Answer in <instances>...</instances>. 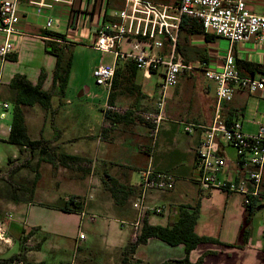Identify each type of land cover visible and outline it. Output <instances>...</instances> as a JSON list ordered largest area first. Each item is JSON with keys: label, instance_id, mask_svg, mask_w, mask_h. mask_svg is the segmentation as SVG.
<instances>
[{"label": "crops", "instance_id": "crops-1", "mask_svg": "<svg viewBox=\"0 0 264 264\" xmlns=\"http://www.w3.org/2000/svg\"><path fill=\"white\" fill-rule=\"evenodd\" d=\"M30 1L18 0V22L16 27L20 35H16L14 38L16 49L4 58L0 57V104L3 102L9 104V109L6 112L12 111L15 89L10 84L15 75H24L32 85L41 82L42 89L48 90L53 86V71L56 65V57L48 51L49 46L51 45L54 49L62 53L63 59L66 60L69 58L72 68L74 59L72 51L79 47H88L96 50L93 47V41L97 28L103 19L104 21L108 20L113 10L121 6L118 0H66L52 2L51 7H44L37 11V7L31 4ZM73 12H75V17L71 22L70 17ZM103 12H105V15L102 18ZM49 17L53 18V22L47 27L46 21ZM4 39L5 34L0 30V44ZM177 44L176 59L183 62H197L202 60L208 62L211 68H219L230 52L243 75H255L261 70L260 64L264 53V45L253 39L242 43L231 44L226 39L214 34L211 40H205L202 33L189 35L180 32L178 33ZM122 45H127V42L124 41ZM99 64L102 63L95 64L93 68ZM120 70H129V68L121 64ZM155 73H158L159 77L154 82H151L152 76ZM139 75L140 80L137 79ZM160 80V71L147 73L142 69L132 68L131 66V91L118 89V93L114 92V99L112 101L123 107L125 118L119 122L103 124L104 127L107 126V129L104 131L109 133L106 137L107 139L101 141L99 137L97 138L99 142L104 143L103 151L106 156L102 160L103 166H123V168L128 169L129 172L124 177L125 180L122 183L127 181L131 185L136 186L140 172L147 167L158 171L170 172L175 177L176 181L173 189L151 190L147 193L146 205L149 209L146 214H148V222L151 224L168 225L173 223L178 218V214L181 213L182 207H189L191 210L192 208H196L198 214H204L207 207H214V198L215 200L224 198L222 207L218 210V206H215L216 209L211 214H240L235 218L231 226V239H227L221 235L222 231L229 229L228 225L230 226V222L228 220L226 223H223L219 234L214 235L213 233H206L199 229L198 217L194 227L195 232L200 235L218 237L221 241L227 243L239 242L241 238V225L247 214V208L242 203V196L238 193H225L217 189L201 191L195 182H189L191 180L194 150L198 143L202 127L212 121L216 99L214 98L213 106L209 107L212 111L211 117L208 115H194L191 119L186 118L184 121H181L184 122L183 126L188 123L195 125L193 132L189 133V136L183 142H179L175 136V132L172 131L173 126L171 124L176 123L177 118L171 115L168 116L165 107L163 119L158 127L156 137L153 140L150 137L149 125L140 121L145 125V128L140 126L137 112L151 111L154 109L157 98V87ZM88 90L85 92H88ZM200 90L207 95L213 90L214 95V83L211 82L210 85L204 82ZM116 95L125 96L126 98L121 100ZM249 96L251 99L248 98ZM202 107L204 108V106ZM223 107V115L226 119L230 120L231 118L235 119L237 117L241 119L243 131H245L244 123L257 127V124L264 120V101L257 94L235 92L229 102L223 103ZM100 111L104 119L103 111L101 109ZM2 112L4 111H0V113ZM23 114L28 133V127L30 125L28 124L24 108ZM246 116H249V118L245 119ZM4 118H6V115ZM9 129L10 127L6 130L4 126L0 125V137L6 139ZM77 152L75 150L70 152V154H76ZM109 153L114 154L116 157L110 159L107 157ZM232 158H234V154ZM134 170H138L139 172L136 182L130 181ZM260 193L262 196L254 200L256 208L253 217L264 208V168ZM79 194L81 193L79 192ZM134 197H131V202ZM94 199L92 197L89 200L85 199L82 212L86 214H105L107 218V214H109V216H113L112 218L116 216L120 221H130L131 215L136 213L132 206H127L124 211L113 210L111 204H108L109 206L106 207L103 206L99 199L98 201H94ZM15 206L17 207L15 211L16 219L13 221L21 228V234H24L22 233L23 231H28V226H39V231L41 232L48 230L45 227L46 225L41 222V215L58 214V212L46 208L42 201L35 199L29 203H18ZM157 206H163L162 212H154L153 208ZM77 214L79 215V223L76 231L71 234V243L75 245L78 230H82L86 234V239L77 245L81 249L82 244L87 242L88 239V232L84 231L83 228L86 224L92 225L95 220H90L89 218L83 219L80 212H77ZM158 214H162V216L165 214L161 221L155 216ZM99 216L104 217V215ZM107 218H101L104 222L102 223L101 221L100 224L102 223L103 227L107 226L105 231L107 234H111L107 255L113 256V253L121 251L131 240V228L124 224V227L128 228V232L121 229H111L109 228L110 225L106 222L108 221ZM262 220V225L259 228L262 230V235L264 236V215ZM9 223L2 222L0 226L4 225L5 229L8 230L11 224ZM97 225L99 224L97 223ZM49 228L51 230L50 226ZM52 234L55 235L54 233ZM127 234L128 237H126ZM7 238L13 239L10 236ZM252 238L253 231L251 227L249 241L242 248L215 243H199L190 251L188 257L191 262H195L199 256L213 251V254L204 255L202 264H250L249 262H260L256 264H264V242L262 243V240L259 238L257 239L256 247H253ZM151 239L157 238L151 237L145 244L138 245L134 254L135 258L141 259L138 250L142 245L150 243ZM164 245L168 244L165 243ZM176 246L180 247L183 252L182 244ZM183 256L184 252L178 256V259Z\"/></svg>", "mask_w": 264, "mask_h": 264}, {"label": "rangeland", "instance_id": "rangeland-1", "mask_svg": "<svg viewBox=\"0 0 264 264\" xmlns=\"http://www.w3.org/2000/svg\"><path fill=\"white\" fill-rule=\"evenodd\" d=\"M154 1L172 3L176 0ZM248 8L251 11L260 13L262 11L261 1L258 0L257 3L249 4ZM138 46L139 43L135 44L133 50L136 51ZM121 49L124 48L122 47ZM72 55L74 56L73 66L66 87L63 89L58 86L49 88L52 90L51 108L46 110L37 103L32 106H23V108L28 119V124L30 125L28 127L30 137L39 138L41 136L52 140L49 143V148L55 155V158H59L60 153L70 154V152L77 150L78 152L75 155L87 157L92 160L93 167L88 174L83 175L80 172L64 168L60 165L53 167L39 155L38 151L33 153L31 163L39 173L33 200L42 201L46 208L58 212V214L41 215V222L46 225L45 227L48 230H43V232L36 231L31 237L24 238L23 242L20 241V238L24 234H21V228L13 221L16 219V204L6 198V186L4 181L0 179V225L2 222L11 223H9L10 227L8 230L5 229L4 225L0 226V256L8 257L20 253L24 246L26 248L25 256L27 260L34 264L40 262H43L41 264H119L122 250L113 253V256L107 255L111 234L106 233L105 228L107 226H102L104 221L101 218H107L105 214H95L96 218L94 223L92 225L86 224L83 228L84 231L88 232V239L87 242L82 244V248L79 249L76 243L75 245L71 243V234L77 229L79 215L74 211L66 212L59 209L63 201L67 200L72 194L78 196V200L81 199L83 202L85 199H91L88 197L91 194L92 198H95L94 201H98L99 199L103 206L106 207L109 206L108 204H111L113 210L124 211L127 206L131 207L130 198L123 207L119 208L115 205L109 191L105 189L103 182L105 172L122 182L125 180L124 177L129 170L123 168V166H103L102 160L106 156L103 151L104 143L99 142L97 139L99 137L101 141H104L109 134L104 131L107 129V126L104 127L103 124H110V121L103 119L102 112L100 111V109L103 111L108 89L95 83L92 70L95 64L112 63L114 61L113 54L110 52L96 51L88 47H79L72 51ZM125 62L129 61L119 60L117 63L120 67ZM158 77V73L153 74L151 82H154ZM137 79L140 80V75ZM204 82L211 85L212 81L207 80L206 77L196 70L193 73L183 72L179 75L177 84L167 90L165 101L166 114L177 118V122L171 125L173 126L172 131L175 132V136L179 142H183L189 136V133L183 130L184 122L181 121H184L186 118L191 119L194 115H208L209 117L212 115L211 108L209 107L213 106L215 96L213 95V90L210 91L209 95L200 90ZM128 83L125 80L119 81L115 92L118 93V89L126 91V87L129 85ZM87 89H89L88 92H85ZM116 96L121 100L126 98L125 96ZM248 98L251 99L250 96ZM117 106L119 108L121 107L119 104ZM51 110L55 111L54 114L51 113ZM0 111L6 112L1 107V104ZM11 116L12 111L10 110L6 112V118L0 119V125L4 126L6 130L10 127ZM247 118L249 116L245 117V119ZM139 123L140 126L145 128L144 124L140 121ZM53 124L54 127L52 126ZM55 127L57 130H55ZM255 129L256 126L244 123L245 132L254 133ZM2 139L0 137V174L8 169V158L20 161L29 156L28 151L24 150L19 152L16 145L3 141ZM225 150L230 157L233 156L234 152L230 147L226 146ZM107 157L114 159L116 156L109 153ZM138 174V170H134L130 181L136 182L138 180ZM34 176V171L22 168L14 174L12 180L19 185L27 186L31 183ZM189 182L194 183L191 180ZM223 204L224 198L218 200L214 198V207H207L204 214H198L199 229L206 233L217 235L223 223H226L228 220L230 222V226L228 225L229 229L222 231L221 235L227 239H231V226L235 218L240 214H211L216 209L215 206H218L219 210ZM136 214L137 211L131 215V221L135 218ZM84 215H81L83 219L88 218V214ZM99 215H104V217ZM107 215L108 221L106 222L110 225L109 228L114 230L121 229L128 232V228L121 225L119 218L117 219L116 216L112 218L113 216ZM263 215L264 208L253 217V221L251 222L253 247H256L257 239L259 238L262 240V243L264 242L262 230L259 228L263 222ZM155 216L161 221L165 214L164 216L162 214ZM101 221L102 223L100 224ZM48 225L51 227V230ZM126 225L129 226L128 224ZM28 228L30 227L28 226ZM42 235H45L47 238L40 247H37ZM8 236L13 239L7 238ZM126 237H128V234ZM130 239L131 241L133 240L132 228ZM164 244L158 239H151L150 243L142 245L139 248V256L147 264H158L164 260L178 259V256L183 253L182 249L178 246ZM249 263L256 264L260 262Z\"/></svg>", "mask_w": 264, "mask_h": 264}, {"label": "built area", "instance_id": "built-area-1", "mask_svg": "<svg viewBox=\"0 0 264 264\" xmlns=\"http://www.w3.org/2000/svg\"><path fill=\"white\" fill-rule=\"evenodd\" d=\"M66 0H31L37 11L51 7L52 2ZM103 1V0H99ZM107 1V0H105ZM121 6L114 9L108 20L101 22L95 32L93 47L96 50L110 52L114 61L99 64L92 70L95 83L110 89L116 64L119 60L132 61L136 68L147 73L160 71L161 80L157 87L154 109L139 111L138 116L149 123L150 137L154 140L163 119L167 90L175 86L183 72L195 70L214 83L216 105L212 121L202 127L198 143L194 150L191 180L201 191L217 189L225 193H238L245 205L259 199L262 172L264 168V121L257 124L254 133L243 131L241 119H226L223 115V103L229 102L235 92L257 94L264 101V53L261 70L255 75H243L237 67L232 54H227L219 68H211L206 61L183 62L176 59V43L183 15L201 21L205 32L226 39L229 43H242L251 39L264 45V0H260L262 11H251L249 4L258 0H176L162 3L154 0H118ZM18 0H0V30L5 39L0 44V57L4 58L16 49L15 36L20 35L18 22ZM105 12L102 14L104 17ZM75 12L71 14V22ZM53 18L49 17V27ZM127 45H122L123 42ZM138 42L137 50H133ZM124 49H121V48ZM108 93L103 106L104 111L123 114L124 110L108 101ZM6 111L9 104L3 102ZM0 113V118L5 117ZM195 125L185 124L186 133L193 132ZM226 146L232 148L234 158L226 152ZM175 177L147 167L140 172L137 183L138 192L131 202L137 211L131 221H120L132 228L133 240H136L143 218L149 209L146 205L147 193L151 190H171L175 186ZM89 198L92 196L89 195ZM160 213L163 206L153 208ZM84 212L81 215L84 216ZM95 220V214L87 215ZM86 234L78 230L76 244L85 240Z\"/></svg>", "mask_w": 264, "mask_h": 264}, {"label": "trees", "instance_id": "trees-1", "mask_svg": "<svg viewBox=\"0 0 264 264\" xmlns=\"http://www.w3.org/2000/svg\"><path fill=\"white\" fill-rule=\"evenodd\" d=\"M184 32L186 34H197L202 33L205 40H211L213 34L205 32L201 21L197 18L183 15L181 18L179 33ZM178 41V40H177ZM178 44L176 43V49ZM48 51L56 57V65L53 71V86L65 88L69 79L71 71V60L63 59L62 53L54 49L51 45ZM176 52V51H175ZM115 73L113 80L111 82L110 89L108 91V101L112 102L114 99V92L118 86L119 81L125 80L129 82L126 87V91H131V66L136 68L134 62H125L124 66L129 68V70L121 71L118 63L116 64ZM241 65H243L241 63ZM10 86L15 89V98L12 105V116L10 122V129L6 139L3 141L14 144L18 147L19 152L24 150L28 151L29 156L22 160H13L8 158V169L0 174V179L4 181L6 186V198L11 202L18 203H29L33 201L36 182L39 177V173L35 170V166L31 163L33 159V153L38 151L39 155L50 163L53 167L60 165L64 168L80 172L83 175L88 174L92 167V160L87 157L77 156L75 154L60 153L59 158H55V155L51 152L49 148V143L52 140L40 137L37 139H32L27 133V129L24 122L23 106H32L34 104H39L46 110L51 108V96L52 90L42 89L41 82L32 85L24 75L17 74L13 77ZM102 110V109H101ZM54 110L51 113L54 114ZM104 119L109 120L111 123L119 122L124 120V114L110 113L104 111ZM139 121H142L149 125L148 122L139 117ZM54 127V124L52 125ZM55 130L57 128L55 127ZM22 168H27L35 172V176L31 183L27 186L19 185L12 180V177ZM105 179H103L105 189L109 191L115 205L119 208L123 207L129 199L137 194L138 187L136 185H131L129 182H120L117 178L105 172ZM78 196L70 195L67 200L59 206V209L66 212H81L83 207V201L78 200ZM247 214L241 225V238L239 242L227 243L221 241L218 237H213L209 235H200L195 232V224L198 219V213L196 208L182 207V211L178 214V218L171 224L168 225H157L148 222V214H145L140 231L137 235L136 240L129 241L121 251V258L119 264H147L139 258H135L134 254L138 245L145 244L147 240L151 237L157 238L170 246H176L178 244L183 245L184 256L179 259H169L164 260L158 264H202L204 255L213 254V251H209L197 258L195 262L189 260V253L194 249L199 243H215L222 244L225 246H234L242 248L249 241L251 232V222L256 205L254 200L246 206ZM1 216V214H0ZM39 226H32L28 231H23L24 236L20 239L23 242L24 238L31 237L36 231H39ZM46 236H41V241L38 243L37 247L46 240ZM23 250L20 253L10 255L8 257L0 256V264H34L33 262L27 260L25 256L26 248L23 246ZM43 262L37 263L41 264Z\"/></svg>", "mask_w": 264, "mask_h": 264}]
</instances>
